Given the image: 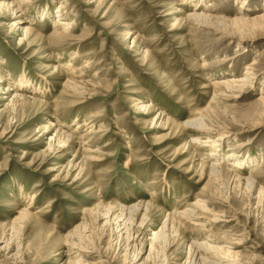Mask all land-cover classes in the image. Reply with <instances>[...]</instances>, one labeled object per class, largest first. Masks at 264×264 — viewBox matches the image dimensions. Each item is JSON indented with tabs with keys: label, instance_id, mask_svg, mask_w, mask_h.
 <instances>
[{
	"label": "rangeland",
	"instance_id": "obj_1",
	"mask_svg": "<svg viewBox=\"0 0 264 264\" xmlns=\"http://www.w3.org/2000/svg\"><path fill=\"white\" fill-rule=\"evenodd\" d=\"M12 1L21 3L0 0V87L18 80L27 89L17 92L26 100L13 112L6 110L11 97L0 94V264H66L67 240L103 255H84L82 264H199L190 257L192 241L212 245L213 255L230 252L239 264H264V199L230 171L244 159L233 173H251L264 189V20L238 27L189 17L251 19L264 12V0H27L16 17L2 6ZM62 2L67 32L54 28ZM250 63L254 80L240 98L217 97L213 105L214 83L244 76ZM144 105L149 115L140 113ZM198 112L231 135L220 143L218 181L206 168L200 178V160L214 163V151L181 155L190 134L173 124ZM158 114L169 120L166 129H157ZM57 128L73 136L65 149L48 147ZM195 200L207 202L208 213L198 212L203 227L175 224L165 249L150 250L151 232L138 222L125 233L124 216L106 215L151 205L145 223L156 231L170 211ZM23 211L32 216L17 224Z\"/></svg>",
	"mask_w": 264,
	"mask_h": 264
},
{
	"label": "bare ground",
	"instance_id": "obj_2",
	"mask_svg": "<svg viewBox=\"0 0 264 264\" xmlns=\"http://www.w3.org/2000/svg\"><path fill=\"white\" fill-rule=\"evenodd\" d=\"M19 1L21 2L20 4H13V1H12V2L7 3L6 5H2V6L5 7V9L7 11L11 12L10 15H12V16L15 15V17H16V15H18L22 12L21 6H23V4L27 3V0H19ZM244 3H242L239 8H244L245 7ZM182 4H180V5H182ZM66 8L67 7H66V4H64V2H62L58 6V9L56 11L57 17H56V21L54 24V28L59 29L60 31H63V32L70 31L71 27H72V24L71 23L69 24V22H67V19L64 18L63 13H62V12H64V10ZM43 16L46 17L47 15L43 14ZM19 17L21 18V16H18V18ZM189 17H190V19H194V21L197 20L198 22L199 21L203 22L206 25H209V23H211V22L216 21V23H217L218 21L220 22V20H223L222 22H231L233 24V26H238V25L248 26L251 23H252V26H254V25H256V22L264 20V12L261 15L256 16V17L251 18V19L240 16V17H235V18L230 19V20H227V19L225 20L222 18H217V17L212 18L210 16L197 15V14H193ZM27 30H29V29L24 30V36H26L28 34ZM216 31L218 33L222 32L219 30H216ZM128 35H129V31L126 32V39H128V37L131 36V34H130V36H128ZM225 35L231 39H236V38H232V36H230L229 34H225ZM70 65L71 64L69 62L68 65H66V66L69 67ZM253 65H254V63H250L246 66V68H245L246 73L242 77L235 78L233 76H227L225 78H222V80H219L218 83L217 82L214 83L215 85H217L220 88L218 89L217 92L216 91L214 92V95L212 98V101H213L212 104L213 105L215 104L216 106L218 105L219 99H217V97L227 98L228 100L230 99L231 101L239 99L241 94H243L245 84L254 80V72H255L254 69L255 68L252 67ZM66 66L65 67L62 66V67L66 68ZM54 69H57V72H59V71H61V66L59 67V65H55ZM63 72L64 71H62V73ZM222 75H226V74H222ZM222 75H220V76H222ZM4 80H6V79H4L0 75V84L3 83ZM67 86H68V88H71L76 95H78V96L80 95V93L77 94V92H79L80 87L76 86L74 83H71L70 81H67ZM25 89H27V87H24V85L19 83L18 80L16 81V87L15 86H13L12 88L10 86L0 87V94L1 95H7V97L4 99L8 100V98L11 97V101L7 104L6 110L9 109L10 111L12 110V112H13V111H15V107H16L17 102L26 100V98L22 95V93H17V92H22ZM81 95H83V94H81ZM258 100L264 104V98L263 97L258 98ZM150 107H151L150 105H149V107L147 105L141 106L140 107V111H141L140 113H142L144 115H149ZM225 112H226V110H223V112H220V113L225 114ZM156 117H155V119L159 122L157 124L158 125L157 129H166L165 127H166L167 123L169 122V120L164 119L162 114H158V115H156ZM208 121L206 120V117H204V114L202 112H198L195 117L187 119L186 121H183L181 123L176 122V123H174V124L172 123V124H173V126L175 125V127L180 128L182 134H184L186 132H188L190 134L184 140V145H183L182 151H184V149L187 145H188L187 146L188 148L185 152L181 153V155L187 154L190 151H196L202 147L208 148V151L209 150L211 152L214 151L215 154H213V152H212L209 154L210 156L215 157L216 155H218V156H216L217 159L213 160L214 163H212V164L204 163L203 159L200 160V163H199L200 168H201L200 169V172H201L200 178L204 176V172H205L204 170L206 168V170L208 172L207 173L208 177L212 176L214 181H218L219 178H221V176L219 177V174H220V172H222V165L220 162L222 159H224V155L219 156V154L224 152L223 149L221 148L220 143L225 142V141H229V138H231V135L228 134V131L224 130V129H226L225 127L223 129L222 127H219L218 125L217 126L216 125H214V126L209 125V124H207ZM153 122H154V120H153ZM84 126L85 125H82V127H84ZM79 129H81V128L75 127V131L72 134H75ZM72 134L71 133L68 134L67 132H62L61 128H57L55 131L54 137H51L49 140L48 147L52 148L53 143H54L57 146H61V147H58L59 149L67 148L71 144V142L69 144H66V143H68L69 139L73 140ZM216 134H218V139L213 140V137ZM234 149H236V148H234ZM234 149L230 148L228 150L232 151ZM226 154H225V156H227ZM208 157L209 156H207V158ZM84 159H86L88 161H92V159L88 158V157H84ZM238 159H241V158H238ZM238 159L236 158V159H234V161L232 159H230L233 161L232 166H231L232 168H230V171L232 173V178H233L234 182L240 183L242 181H245L247 186L250 189H252L253 193L256 194V196L258 198L264 199V189H262V188L258 189V187L254 186L255 185L253 182L254 178L251 176V173L248 175L249 177H244L243 179L238 178L233 173V171H238L237 166L239 165V162L243 163V160H244V159L243 160L242 159L238 160ZM225 161H228L227 158L225 159ZM33 197H35V195L32 196V199H34ZM30 205H32V204H30ZM206 205H207L206 201L195 200L192 203L191 207L184 210V211H179V210L178 211H170L165 222L156 231H152V230L150 231V229L153 226L149 225L148 223H145L147 221L146 218L149 217V215H151L155 211V208L152 207L151 205H149V207H148V205H146V206L145 205H137V206L133 205V206L127 207V208L126 207H120L117 210V212H115V209L112 210L113 208H110L106 212V215H109V217H115L116 213H119V215L124 216L125 222L122 226L125 229V233H128L129 231H133V228L135 226L134 223L137 224V222H138V228L139 229H143V230L148 229L152 235L151 240H150V248L149 249L155 250V247H158V246H161L164 249L166 247H168L167 245L170 246V244H168L169 243L168 239L170 237L168 238L167 233L169 232V230H172V229H174V227H176L175 224H178V230L180 228H182V230H188L189 228H202L203 226H202L201 220L203 218L198 214V212L208 213V211L205 208ZM147 210H149V213H147ZM89 212H90V210H89ZM112 212H114V214H112ZM30 215L31 214L29 212L23 211L20 213L19 216H17L16 221L17 222L19 221L20 223H22V220L27 219L28 217L30 218ZM106 218H108V217H106ZM215 221L217 222L218 220L216 219ZM19 222L17 224H19ZM82 229H84V228H82ZM84 232H82V233H84ZM71 237L73 238L75 236H72L70 234L69 238H71ZM86 238H88V237H86ZM209 241H212V240H209ZM67 242H68L67 244L64 243V245H63L67 248L66 249V257L67 258H66V261L64 262L66 264H82L79 262L80 260H78V258H80V257L83 258L84 255H90V256L94 255L98 259H100L101 257L103 258V255L101 254L100 250L96 249L95 247L89 248L90 250L88 251L87 249H85L86 247L80 246L78 242H73V241H68V240H67ZM198 242L192 241L191 245L189 246V252L191 253L190 257L193 256L196 259L197 263H199V264H239V262H237L236 259H234L233 257L230 256V254H231L230 252H226V253L222 254L223 256L216 255V254L213 255L212 253H214V251L216 250L215 247H213L212 245H208L206 243H198ZM2 248H3V251H5V252L7 251L8 255H9V253L13 249L11 247V244H10V239L6 240L4 242V246ZM84 253H87V254H84ZM13 256L16 258L17 254L12 255V257ZM231 258H233L234 260ZM72 259H73V261H72ZM106 259L108 260V258H106ZM191 261H189V262H191Z\"/></svg>",
	"mask_w": 264,
	"mask_h": 264
}]
</instances>
